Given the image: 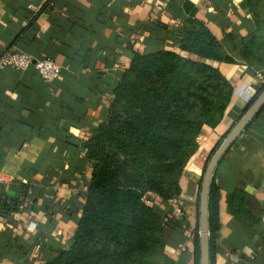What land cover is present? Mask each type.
<instances>
[{
    "label": "crops",
    "instance_id": "0c3cea01",
    "mask_svg": "<svg viewBox=\"0 0 264 264\" xmlns=\"http://www.w3.org/2000/svg\"><path fill=\"white\" fill-rule=\"evenodd\" d=\"M186 16L202 20L234 60L211 61L232 90L218 122L200 126L178 174L182 222L169 229L166 244L174 264H193L190 230L198 233L200 225L207 153L243 115L252 97L246 90L264 81L255 75L264 74V63L238 54L242 38L256 29L250 7L244 0H0V51L18 47L61 65L46 79L31 66L0 67V198L27 187L16 208L0 207V264L21 260L19 245L43 228L55 244L69 242L90 165L80 145L105 116L114 78L133 51L177 49ZM255 115L210 172L217 197L213 264H264V109ZM157 205L171 209L167 199ZM37 241L26 258L37 249L42 257Z\"/></svg>",
    "mask_w": 264,
    "mask_h": 264
},
{
    "label": "trees",
    "instance_id": "16d2710c",
    "mask_svg": "<svg viewBox=\"0 0 264 264\" xmlns=\"http://www.w3.org/2000/svg\"><path fill=\"white\" fill-rule=\"evenodd\" d=\"M244 1L256 29L242 38L238 54L264 63V17L256 9L258 0ZM182 21L176 35L177 49L150 47L131 53L113 80L105 116L82 140L80 147L90 165L82 200L76 203L69 242L55 244L42 236L43 228L29 243L19 245L21 260L12 264H174L166 253L167 232L181 227L182 216L174 215L172 208L161 211L157 200L176 194L178 174L196 146L194 136L203 123L218 122L229 101L232 87L211 61L234 60L202 20L186 16ZM263 91L264 81L240 114L250 109ZM261 109L264 102L257 111ZM209 176L205 192L206 264H213L217 197L213 176ZM26 190V184H21L16 196L1 197L0 207L5 211L16 208ZM149 192L158 199L145 200ZM76 206L66 207V214ZM50 218L48 215L46 225ZM190 235L193 264H200L195 228ZM36 241L43 248L42 257L37 249L31 259L26 258L25 250Z\"/></svg>",
    "mask_w": 264,
    "mask_h": 264
},
{
    "label": "built area",
    "instance_id": "2783aa9c",
    "mask_svg": "<svg viewBox=\"0 0 264 264\" xmlns=\"http://www.w3.org/2000/svg\"><path fill=\"white\" fill-rule=\"evenodd\" d=\"M6 65L15 69H24L27 66H31L36 70L39 76L44 79L56 76L61 69L60 63H57L51 57L46 55L35 56L28 50L18 47H7L0 51V67ZM255 75H257L259 79L264 78V74L260 70H257ZM246 91L252 96L254 95V91L251 89H247ZM154 199H158V197L153 192H149L145 197V200L147 201ZM167 200L171 205L173 214L177 216L181 215L182 208L177 195L172 194L168 196Z\"/></svg>",
    "mask_w": 264,
    "mask_h": 264
},
{
    "label": "water",
    "instance_id": "95a60500",
    "mask_svg": "<svg viewBox=\"0 0 264 264\" xmlns=\"http://www.w3.org/2000/svg\"><path fill=\"white\" fill-rule=\"evenodd\" d=\"M264 102V91L261 93L260 97L256 100L255 104L248 109L241 118L237 121V123L232 127V129L223 136L220 143L216 146V148L209 155V159L204 166V170L201 178V187H200V207H199V216H200V225L198 229L199 235V252H200V264H206L207 256H206V215H205V201H206V186L209 180V175L211 169L217 160L220 152L223 148L236 137L237 133L245 126L247 121L253 116L260 105Z\"/></svg>",
    "mask_w": 264,
    "mask_h": 264
},
{
    "label": "rangeland",
    "instance_id": "374dc122",
    "mask_svg": "<svg viewBox=\"0 0 264 264\" xmlns=\"http://www.w3.org/2000/svg\"><path fill=\"white\" fill-rule=\"evenodd\" d=\"M256 9L260 12V15L264 17V0H258Z\"/></svg>",
    "mask_w": 264,
    "mask_h": 264
}]
</instances>
